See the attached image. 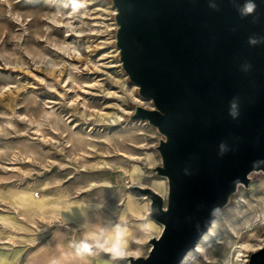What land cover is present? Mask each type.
I'll return each instance as SVG.
<instances>
[{
  "label": "rangeland",
  "instance_id": "374dc122",
  "mask_svg": "<svg viewBox=\"0 0 264 264\" xmlns=\"http://www.w3.org/2000/svg\"><path fill=\"white\" fill-rule=\"evenodd\" d=\"M111 0H0V264H131L162 226L161 135L121 68ZM264 245V174H250L180 264H247Z\"/></svg>",
  "mask_w": 264,
  "mask_h": 264
},
{
  "label": "water",
  "instance_id": "95a60500",
  "mask_svg": "<svg viewBox=\"0 0 264 264\" xmlns=\"http://www.w3.org/2000/svg\"><path fill=\"white\" fill-rule=\"evenodd\" d=\"M215 3V9L209 7ZM244 0H111L121 68L152 107L130 118L153 126L166 197L135 185L162 228L131 264H180L250 174H264V0L241 18ZM250 64L245 72L242 66ZM236 99L238 117L229 113ZM223 145V149L221 148ZM247 264H264V245Z\"/></svg>",
  "mask_w": 264,
  "mask_h": 264
},
{
  "label": "clouds",
  "instance_id": "9594fccd",
  "mask_svg": "<svg viewBox=\"0 0 264 264\" xmlns=\"http://www.w3.org/2000/svg\"><path fill=\"white\" fill-rule=\"evenodd\" d=\"M209 7L215 9L217 5L215 3H210ZM256 10H257V4L255 3V0H244V3L237 7V12L239 13L241 18L252 16L254 23L258 20V17L254 15L256 13ZM248 43L253 46L264 43V37H255V36L249 37ZM242 68H243V71L247 72L251 68V65L244 64ZM228 114L233 119L237 118L239 115L238 103L235 98L229 101V113ZM221 148L223 149V145H221Z\"/></svg>",
  "mask_w": 264,
  "mask_h": 264
},
{
  "label": "bare ground",
  "instance_id": "6f19581e",
  "mask_svg": "<svg viewBox=\"0 0 264 264\" xmlns=\"http://www.w3.org/2000/svg\"><path fill=\"white\" fill-rule=\"evenodd\" d=\"M199 241V240H198ZM258 247H260V246H258ZM254 249H256L255 247H253L252 245H250V244H239V245H234V248H233V250H236V252H238L237 253V261L239 260H241L240 258H243L245 255L243 254L244 252L243 251H251V250H254ZM130 256H133V257H136V256H138V254H136V253H134V254H130L128 257H130Z\"/></svg>",
  "mask_w": 264,
  "mask_h": 264
}]
</instances>
